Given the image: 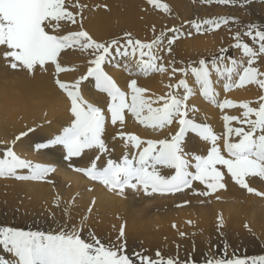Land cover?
I'll use <instances>...</instances> for the list:
<instances>
[{
    "label": "snow or ice",
    "instance_id": "1",
    "mask_svg": "<svg viewBox=\"0 0 264 264\" xmlns=\"http://www.w3.org/2000/svg\"><path fill=\"white\" fill-rule=\"evenodd\" d=\"M147 2L165 13L171 12L169 5L160 0ZM202 2L245 7L252 0ZM84 7L79 0H0V58L13 69H25L33 74L36 71L46 72L48 65H54L55 83L66 93L70 102L73 117L71 123L46 142L37 143L35 150L50 151L58 146L62 147L65 153L63 159L68 161L67 166L72 171L98 181L110 191H118L120 195L127 188L142 190L147 195L157 192L174 194L192 188L193 183L199 181L207 190L198 194L207 196L225 188L222 181L229 174L236 184L249 193L264 196V193L250 187L246 180L249 177L264 179V96L260 97L258 107H251L248 102L237 104L230 100L220 103L211 79L214 70L218 77L227 81L224 87L228 91L249 84H256L264 89V71H260L257 64L264 57V25H245L244 35L258 47L241 42L240 32L234 36V47L243 51L246 63L243 59L232 58L227 54L228 50L222 48L221 55L212 60L211 66L202 59L198 62V67H191V73L206 100L222 110L236 107L244 109L243 120L225 115L223 120L226 132L218 135L211 126L197 123L190 116L197 109L188 105V100L194 93L186 80H180L176 86L177 89L183 87L185 94L173 91L152 99L146 97L148 90L139 86L137 79L133 78L127 85L131 92L129 99V94L105 70V64L121 57L128 60L124 68L130 76L168 72L167 66L158 63L163 59L158 52L164 44V32L154 37L150 43L133 39L131 33L126 34L123 44L119 39L97 41L83 28ZM70 8L77 11L73 12ZM236 22V18L221 17L194 22V27L200 32L204 26H208L204 28V31H208ZM69 23L79 24V30L67 31ZM167 31L179 33V29L174 27ZM178 38L179 35L168 38L169 53ZM68 49L88 52L92 57L87 62L86 71L70 83L59 78L60 73L76 70L75 67L61 64V54ZM229 60L230 65L226 63ZM177 71L185 76L188 74L186 68H171L173 75ZM90 79L95 82V88L110 99L106 111L85 98L86 82ZM106 112L110 113V122L114 126L119 123L123 127L126 114L130 113L140 125L153 131H163L173 123L178 125V131L159 140H145L136 134L121 132L120 139L126 140L136 150L135 154H125L120 161L108 158L103 165L98 166L102 154L107 153L109 157L111 155L103 139L105 125L109 120ZM233 121L247 125V130L243 126L232 127ZM35 131L36 128H28L15 137L11 144L4 142L6 147L0 149V179L52 182L48 178L57 172L55 165L33 162L22 158L15 151L16 142ZM188 133H194L202 141L210 142V151L206 155L186 152L184 140ZM233 137L238 139L234 140ZM222 139L223 150L218 143ZM92 150L97 154L89 160L87 166L73 163V158L83 157ZM165 169L173 171L162 174ZM222 169H226V173ZM22 170H27V174H23ZM82 232V224L70 228L62 225L55 233L0 227V246L15 258L14 262L0 260V264H196L195 261L165 259L159 252L156 253L155 260L140 253L134 254L133 259L126 253L123 243L105 245L92 233H89L86 240L82 238ZM123 235L122 227L120 237ZM206 264H264V255L229 258L225 250L223 257L210 255Z\"/></svg>",
    "mask_w": 264,
    "mask_h": 264
},
{
    "label": "bare ground",
    "instance_id": "2",
    "mask_svg": "<svg viewBox=\"0 0 264 264\" xmlns=\"http://www.w3.org/2000/svg\"><path fill=\"white\" fill-rule=\"evenodd\" d=\"M160 2L167 3L171 12L165 13L154 8L147 0H79L80 4L85 5L82 11L83 28L97 41L119 39L122 44L127 33H131L133 39L142 43H150L154 37L164 32V44L158 52L163 59L158 63L167 66L168 72L130 76L124 68L128 60L121 57L105 64V70L117 81L121 89L129 94V99L131 92L127 85L133 78L137 79L139 86L148 90L146 97L152 99L173 91L185 94L183 87L177 89L176 86L180 80H186L194 93L189 98L188 105L197 109L195 113H190V116L197 123L207 124L215 133L223 135L226 132L223 117L229 115L243 120L244 109L236 107L222 110L203 97L200 85L196 83L191 73V67L195 64L199 66L198 62L203 57L210 56L212 52H207V44L198 45L195 38L192 41H182L179 38L175 40L169 53L167 40L181 33L192 34L195 28L194 22L221 16L218 13L219 9L227 15L229 12H235L236 9L220 7L202 0H160ZM69 10L77 11L72 8ZM222 26L224 25L216 30L218 36L214 37V40L229 31ZM173 27L179 29V33L167 31ZM77 30L79 24H68L67 31ZM204 32L207 35L212 34L211 31ZM216 46L220 47L219 44ZM91 58L88 52L66 50L61 54V64L65 67H75L76 70L60 73L59 78L69 83L74 81L86 71L87 62ZM227 63L230 65L229 62ZM47 67L48 71H36L33 74L25 69H13L0 58V149L6 147L4 142L11 144L15 137L26 132L28 128H36L35 132L16 142L15 151L22 158L57 167V172L48 178L52 182L0 179V212L4 210L8 213V222H11L13 214L19 217L18 225H23L21 222H27L38 216L37 220L49 222L48 232L53 233L59 231L62 225L70 228L82 224L84 229L81 233L82 237L89 238V233L95 236L104 234L107 237V245L123 243L126 239L130 244L135 238L146 246L167 249V258L175 259L178 257L180 244L192 239V245L197 249L189 248L187 251L193 252L197 259L205 250L209 256L218 257L215 248L217 242L214 237L217 236L216 230L219 227H223L222 234L237 233L243 243L264 245V196L249 193L238 184H233L235 181L229 174H226L228 179L222 181L225 188L207 196L198 194L207 190L205 185L200 183H193L192 188L176 192L177 195L159 192L147 195L142 190L133 191L130 188L125 189L124 194L120 195L118 191H110L98 185V181H92L72 171L67 166L68 161L63 159L65 153L62 147L58 146L50 151H36L37 143L46 142L47 139L59 134L73 119L67 95L55 83L54 65ZM172 67L188 69L187 76L179 71L173 75ZM219 78L213 70L211 79L220 103L230 100L237 104L248 102L251 107H258L261 96L255 97L258 92L254 86L249 84L248 89L246 85L228 91L219 82ZM86 84L85 98L106 111L110 99L95 88V82L91 79ZM106 115L109 120L105 125L103 139L111 155L109 157L107 153L102 154L98 166L103 165L108 158L120 161L125 154H135L136 150L128 145L126 140L120 139L121 132L136 134L145 140H159L170 137L178 131L176 123L163 131H153L140 125L130 113L126 114L123 127L119 123L114 126L110 122V113L106 112ZM231 126L234 128L243 126L246 130L248 127L237 121H233ZM233 139L238 138L233 137ZM218 143L223 150V139ZM184 147L186 152L206 155L210 151L211 144L202 141L194 133H188ZM96 154V151L92 150L83 157L73 158V163L87 166L89 160ZM172 171L165 169L162 170V174ZM22 172L27 174V170ZM248 182L255 190L264 191V179L249 177ZM193 189L196 191L193 192ZM183 202H188L189 206L185 207ZM123 224L126 230L123 237H120V228ZM184 244L188 246L187 243ZM135 247L136 244L126 245L127 250ZM144 249V256L149 257V249ZM4 259L14 262L15 258L11 254H0V260Z\"/></svg>",
    "mask_w": 264,
    "mask_h": 264
},
{
    "label": "rangeland",
    "instance_id": "3",
    "mask_svg": "<svg viewBox=\"0 0 264 264\" xmlns=\"http://www.w3.org/2000/svg\"><path fill=\"white\" fill-rule=\"evenodd\" d=\"M213 5H219L220 7L225 6V7H232L235 8V12H229L227 15L222 9H219L220 11L218 12L219 15L217 18H221V17H227L229 19L232 18H236L237 22L236 23H229L228 25H224L222 26V28H228V32L224 35H221L220 37L217 38V40H214L213 38L218 36L217 35V31L218 29H213V30H208L211 31V35H207L204 32V29H201L200 32H197L196 29L194 28L192 34L187 35L184 33L178 34L179 38L183 41H192L194 38V40L197 42L198 45H202V44H207V52H212V54H210V56H205L202 59L207 61L209 63V65L211 66V62L214 58H217L221 55V49H227L228 52L227 54L229 56H231L232 58H235L237 60H241L243 59L246 63V58L243 55V51L241 49H236L234 47L236 41L234 39V36L237 32L241 33V42L244 43H248L250 46L253 47H258V45H253L252 41L249 37L244 35V32L246 31L245 25L249 24V23H255V24H259V25H264V0H252V2L248 5H246L245 7H240V6H233V5H220L217 3H213ZM259 7V9H258ZM258 9V10H257ZM263 9V10H262ZM213 14V13H211ZM241 26V27H240ZM244 28H243V27ZM208 26H204V28H207ZM240 27V28H239ZM221 28V29H222ZM200 35L199 37H194L197 35ZM194 35V36H193ZM178 38V39H179ZM185 38V39H184ZM188 38V39H187ZM207 40L209 43H207ZM216 44H219L220 47L216 46ZM209 48L211 51H209ZM205 58V59H204ZM229 61H226V63ZM257 64L260 67V71H264V57H261L258 61ZM256 66V65H254ZM194 67H198L197 64H195ZM219 82L222 85H225L226 80L219 78ZM252 86H254L257 89L258 94L255 96H264V89H261L258 85L256 84H250ZM248 85L246 87V89H248V87L250 86ZM207 102H209L207 100ZM226 173V171H224ZM224 179H228V177L225 175ZM246 180H248V178H246ZM194 183H200L199 181H195ZM98 184V183H97ZM236 184V183H233ZM98 185L103 186L101 183H99ZM250 186V184H249ZM105 187V186H103ZM251 187V186H250ZM190 189V188H189ZM189 189H185L189 190ZM245 189V188H244ZM247 190V189H246ZM261 193H264V191L261 190ZM170 194V193H168ZM168 194H163V195H168ZM175 195H177L175 193ZM184 206L187 207L189 206L188 202H183ZM14 216H12V220L11 222H8L9 215L6 211H2L0 212V227H16L18 229L21 230H25V231H44V232H48L49 231V222H45V221H39L35 217L32 220H29L27 222H21L23 225H18L17 221H19V217L17 216V214H13ZM123 227V230L125 232L126 227L125 224H123L121 226V228ZM120 228V230H121ZM221 228L223 227H219L216 230V234L217 236L214 237V240L217 242L215 245L216 251H217V255L218 258L219 257H223L225 255V250L227 253V256L229 258H245V257H253V256H261L264 255V245L263 244H251V243H243L240 241L239 239V235L237 233H227V234H222L221 233ZM84 230V229H83ZM93 231V230H90ZM246 231V230H245ZM249 232V231H246ZM96 238L100 239V241L102 243H104L105 245H107V237L104 236V234H100L95 236ZM84 239H88L87 236L82 237ZM192 239V238H191ZM193 241V239H192ZM192 241L188 240V242H182L178 248L177 251V255L180 258H176L180 261H195L196 264H206V260L209 258V255L207 254V251L205 250L204 252L201 253L200 258H196L193 252H189L187 251V249L191 248L193 250L197 249L196 246L192 245ZM184 243H187L188 246L186 247ZM123 244L125 245H132V244H136L137 247L133 248L132 250H127L126 249V253L133 259H135V255L136 253H140L142 255H144V251L146 249H149V257H151L152 259H157L156 253L159 252L161 254V256L165 259H167L168 256V251L167 249H163V248H159V247H153V246H146L143 243H141L138 239H133L131 240V243L129 244L128 240L126 239L125 241H123ZM3 248L2 246H0V254L5 253L6 255H8L9 253H7L6 251L3 252ZM132 251V252H129ZM182 252V253H180ZM230 254H233V256H230ZM181 255V256H180Z\"/></svg>",
    "mask_w": 264,
    "mask_h": 264
}]
</instances>
